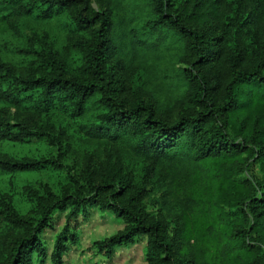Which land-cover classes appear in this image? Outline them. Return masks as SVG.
Masks as SVG:
<instances>
[{"label": "trees", "instance_id": "1", "mask_svg": "<svg viewBox=\"0 0 264 264\" xmlns=\"http://www.w3.org/2000/svg\"><path fill=\"white\" fill-rule=\"evenodd\" d=\"M34 1L45 6L41 14L46 18L71 10L78 27L91 32L83 48L85 62L79 74L68 75L46 47L39 53V76L20 74L0 62V100L80 119L90 140L116 154L127 147L134 157L150 162V168L155 165L157 177L139 182L120 158L105 172L86 166L75 177L63 163L65 144L53 133L0 116V139L45 136L58 148L52 158L0 159V171L61 165L73 182V192L61 195L29 192L38 218L23 216L0 199V237L5 225L22 231L0 264H31L33 253L45 258L39 235L54 210L70 205L73 214L96 204L126 223L97 242L108 256L145 235L149 264H264V176L250 174L252 163L264 166V44L259 54H249L248 44L238 39L264 27V0H115L129 4L121 20L112 9L80 6L84 0ZM169 35L183 45L185 66L179 68L178 80L187 86L175 119L151 97L128 88L125 72L133 63L147 67L164 60L162 46ZM5 82L9 86L1 88ZM156 184L173 196L164 197L162 191L161 210L173 201L183 206L171 237L169 222L161 214L151 216L144 203ZM64 252L58 238L53 264H64Z\"/></svg>", "mask_w": 264, "mask_h": 264}, {"label": "rangeland", "instance_id": "2", "mask_svg": "<svg viewBox=\"0 0 264 264\" xmlns=\"http://www.w3.org/2000/svg\"><path fill=\"white\" fill-rule=\"evenodd\" d=\"M85 3L97 11L112 9L120 20L125 17L129 6L127 2L119 4L115 0H84L80 6ZM42 9L45 6L36 4L34 0H0V62L9 64L20 74L27 72L39 76L42 68L39 53L46 47L64 63L68 75L79 74L85 62L84 44L91 41V32L78 27L71 10L46 18L41 14ZM167 38L166 44L162 46L164 54L167 53L164 60L147 67H137L133 63L125 72L128 75V88L133 87L143 96L151 97L161 112L175 119L187 88L178 80L179 68L185 66L181 62L184 49L181 43L173 41L171 35ZM238 39L248 44L249 54L260 53L264 44V27L257 26L239 34ZM8 86L9 83L5 82L1 88ZM4 115L11 118L12 122H27L31 129H45L59 138L66 148L62 155L63 163L75 177H81L86 166L105 172L111 161L120 158L139 182L156 180L157 176H153L155 165L150 168V162L134 157L127 147H120L116 154L115 150L105 144L90 140L80 127V119L55 112L45 115L35 108H19L9 100H0V116ZM57 151V146L45 136H31L22 141L0 139V159L52 158L57 155ZM66 168L53 164L21 172L0 171V199L6 200L19 214L38 218L37 202L29 192L37 191L45 197L73 192V182ZM250 174L262 178L264 166L252 163ZM162 191L164 197L173 198L167 190L156 184L151 187L144 203L151 216L161 214L169 222L168 234L171 237L177 233L178 222L175 219H178L183 206L181 202L173 201L161 210ZM71 209L69 205L51 214L49 226L39 235L46 257L33 253L31 264H53L52 252L58 238L65 245L64 264H149L148 238L145 235L136 237L128 245L116 247L111 256L99 249L98 241L124 229L126 223L123 218L102 209L99 204L87 205L73 214ZM21 233L9 225L3 227L1 237L5 238V243L0 241L5 245L0 263L8 254L7 246Z\"/></svg>", "mask_w": 264, "mask_h": 264}]
</instances>
